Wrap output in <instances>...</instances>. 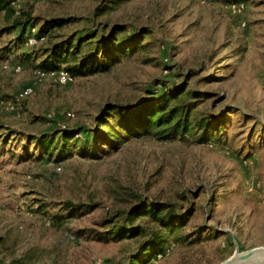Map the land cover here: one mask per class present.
I'll use <instances>...</instances> for the list:
<instances>
[{
  "label": "rangeland",
  "instance_id": "1",
  "mask_svg": "<svg viewBox=\"0 0 264 264\" xmlns=\"http://www.w3.org/2000/svg\"><path fill=\"white\" fill-rule=\"evenodd\" d=\"M20 2L33 16L70 20L42 48L90 29L99 38L114 29L120 39L145 28L151 35L146 47L108 71L75 76L63 86L38 81L36 66L21 61L31 47L0 52V264H126L142 235L117 241L93 236L140 199L191 213L175 232L181 239L147 264H219L236 243L244 251L264 246V0ZM233 2L243 4L240 12L231 11ZM13 35L0 37V49ZM15 64L20 72L12 71ZM184 80L187 90L207 94L192 117L209 113L226 121L204 142L190 134L127 137L55 162L41 144L26 139L49 132L47 150L57 155L65 142L59 123L91 127L105 104L136 103L150 92L161 94L163 83ZM29 85L32 95L14 104ZM50 202L89 209L56 224L49 220ZM146 222L136 223L157 229Z\"/></svg>",
  "mask_w": 264,
  "mask_h": 264
},
{
  "label": "trees",
  "instance_id": "2",
  "mask_svg": "<svg viewBox=\"0 0 264 264\" xmlns=\"http://www.w3.org/2000/svg\"><path fill=\"white\" fill-rule=\"evenodd\" d=\"M20 3V0H0V37L14 33L12 39H8L0 52L8 54L13 48L31 47V52L23 51L20 54L21 61L33 64L36 66L35 69H40L46 74L63 68L74 78L108 71L120 61L122 56L146 47L148 43L144 41L151 35V32L145 28L141 31H133L127 38L120 39L117 37L119 30L114 29L107 36L99 38L97 32L90 29L71 33L48 48H42L40 46L47 40V36L54 29L68 24L70 20L33 16L31 12L24 10ZM32 28H35L33 33ZM31 35L44 37V41L35 46H27V38ZM165 69H168L167 65ZM162 86H165V91L161 94L150 92L153 96L143 97L136 103L105 104L93 118L91 127L69 128L66 125L65 128H61L59 123L57 129L64 134L65 142L62 148H58L60 151H57V155L47 150L52 141L48 140L49 132L36 136L27 135L26 139L41 144V148L45 149L43 153L48 155L47 159L56 162L65 159L67 153L76 151L78 154L87 155L102 144L113 146L118 140L127 137L154 136L157 139L172 140L190 134L196 141L204 142L210 136L216 135L220 126L225 125L226 121H217L218 119L209 113H198L197 116L192 117V112L207 98L206 93L187 90L185 80L180 84L173 83L169 86L163 83ZM16 97L17 95L12 100L16 105L26 99L18 100ZM1 142H4V138ZM22 149L27 150L25 146ZM59 167L61 169V166ZM50 205L52 212L49 220L56 224L61 223L63 219L73 217L77 211L89 209L82 203L67 202L63 207L56 202H50ZM190 214L189 211H182L170 203L140 199L121 213L118 221L106 220L105 225H111L108 230L99 232L93 237L100 241H117L142 235L143 239L128 257L126 264H147L150 258L164 250L167 243L181 239L175 237V232L186 225ZM139 219L156 224L157 229L144 228L136 223ZM202 231L200 227L194 235L199 238Z\"/></svg>",
  "mask_w": 264,
  "mask_h": 264
},
{
  "label": "built area",
  "instance_id": "3",
  "mask_svg": "<svg viewBox=\"0 0 264 264\" xmlns=\"http://www.w3.org/2000/svg\"><path fill=\"white\" fill-rule=\"evenodd\" d=\"M15 2H13L14 4ZM243 7V4L242 3H238V2H233V3H230L229 4V8L231 9V11L233 13H237V12H240L241 11V8ZM244 25V23H243ZM31 32H35V28H32L31 29ZM42 41H44V37H35V36H29L27 38V41H26V45L27 46H35L39 43H41ZM3 67H6V64H4ZM13 68V71L14 72H20L21 71V65L20 64H15L12 66ZM166 71V70H165ZM33 74L34 76L36 77V79L38 81H41L45 78H50L52 81H54L55 83L59 84V85H67V84H70L74 81V78L73 76L66 70V69H59L57 70L56 72H51V73H48L46 74L45 72L41 71L40 69H35L33 70ZM34 89H33V86L29 85V86H25L22 90L19 91V93L17 94V99L20 100V99H23V98H27L29 97L30 95H32ZM11 108L13 107L10 106ZM66 116L68 118L72 117L73 116V113L71 112H67ZM61 128H65L66 124H61L60 125ZM56 170L59 171L60 170V167L57 166L56 167Z\"/></svg>",
  "mask_w": 264,
  "mask_h": 264
},
{
  "label": "water",
  "instance_id": "4",
  "mask_svg": "<svg viewBox=\"0 0 264 264\" xmlns=\"http://www.w3.org/2000/svg\"><path fill=\"white\" fill-rule=\"evenodd\" d=\"M219 264H264V246L242 250L236 243L233 254Z\"/></svg>",
  "mask_w": 264,
  "mask_h": 264
}]
</instances>
